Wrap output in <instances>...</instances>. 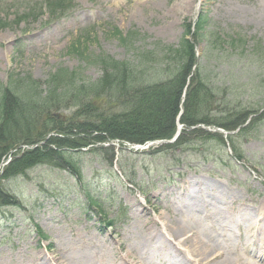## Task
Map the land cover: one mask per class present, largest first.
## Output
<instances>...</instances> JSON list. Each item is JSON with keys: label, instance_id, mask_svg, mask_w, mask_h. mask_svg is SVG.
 <instances>
[{"label": "rangeland", "instance_id": "374dc122", "mask_svg": "<svg viewBox=\"0 0 264 264\" xmlns=\"http://www.w3.org/2000/svg\"><path fill=\"white\" fill-rule=\"evenodd\" d=\"M58 3L59 10L49 8ZM200 13L225 43L235 41L233 48L217 46L207 55L211 80L246 82L249 92H257L258 85L263 94L264 0H0V86L6 87L11 77L30 76L44 90L59 70L96 82L102 75L94 64L98 56L142 60L150 69L138 78L165 79L179 62L167 49L178 47L186 26L193 29ZM202 49V44L196 48L201 61ZM62 105L57 113L63 116L81 109L70 98ZM255 116L246 120L244 130L231 133L232 143L225 148L215 139L197 136L173 149L153 141L136 150L115 140L66 148L59 165L35 164L1 180L6 195L0 198V264H34L36 256L42 264H57L53 258L58 249L71 256L79 250L106 251L119 264H134L137 256L172 264L179 253L176 243L182 250L184 237L192 233L166 246L157 235L150 237V231L154 224H169L179 216L195 220L199 211L181 208L193 200L201 207L195 228L204 240L245 236V226L222 232L214 224L264 210V118L253 120ZM29 148L22 145L12 152ZM11 159L7 155L1 164ZM226 202L229 208L214 211ZM262 234L254 248L258 252H264L259 247L264 245ZM141 243L151 250L140 249ZM133 247L141 252H131Z\"/></svg>", "mask_w": 264, "mask_h": 264}, {"label": "trees", "instance_id": "16d2710c", "mask_svg": "<svg viewBox=\"0 0 264 264\" xmlns=\"http://www.w3.org/2000/svg\"><path fill=\"white\" fill-rule=\"evenodd\" d=\"M49 8L59 10L61 3ZM120 38L125 41V37ZM201 44L202 61L196 55ZM234 44V40L225 43L218 33L207 28L205 16L200 13L193 29L186 26L178 47L167 49L169 56H176L179 62L165 79L138 78L150 69L142 60L120 62L103 56L95 57L94 64L100 67L102 75L92 83L78 80L74 72L67 70L50 75L44 90L30 76L11 77L6 87L0 86V163L3 157L12 156L0 181L35 164L59 165L66 148H85L115 140L135 145L169 141L176 132L180 112V136L173 144L161 147H180L188 143L189 136H197L215 139L225 148L228 141L232 143L233 131L246 128L242 126L248 118H264V93L258 85L254 88L257 92H249L251 88L247 89L246 82H217L209 76L211 56L207 55L213 54L217 46L233 48ZM155 70L161 71V66L157 65ZM261 85L264 87V82ZM69 98L77 101L81 109L70 116L50 118ZM207 128L220 129L228 135L224 137ZM22 145L31 148L12 154ZM235 156L237 161L241 160L239 155ZM1 194L6 195L1 191V199Z\"/></svg>", "mask_w": 264, "mask_h": 264}, {"label": "bare ground", "instance_id": "6f19581e", "mask_svg": "<svg viewBox=\"0 0 264 264\" xmlns=\"http://www.w3.org/2000/svg\"><path fill=\"white\" fill-rule=\"evenodd\" d=\"M191 193L193 192H186V194ZM227 194L228 192L223 196L227 197ZM216 203H221V201L216 200ZM181 208L184 211L193 209V211L197 210L199 212H195V220L191 218L184 219V216H179V218H174L172 221H170L169 224H154V229L150 231V237L153 238L157 235L158 239L166 246V242L171 241L174 243L175 241H178L180 238L184 237L186 233H192V237H184L181 244V247H183L182 250H180V242L176 243L177 252L179 253H177V258L172 262V264H197L199 261L203 262V264H264V252H258L254 250L257 243L260 242L258 233H263L262 238L264 237V210L260 209L255 213L246 211L245 217L244 215H240L238 219L234 220L223 217L222 219L220 218V220H217L214 224V226L218 227V229L222 232H224L226 229H231L234 226H236L237 229L245 226V236L240 235L238 238L234 239L223 237L222 235L221 239L214 236H209L208 239L205 238L204 240L203 234L198 231L197 228H195L197 222L201 221V207L199 204L196 202V200L185 201L182 203ZM227 208H229V204L226 202L225 207L216 206L214 211H217L218 214H221L222 210L225 211ZM234 213L238 214L240 211L237 210ZM146 230H150V228L148 227ZM138 247L140 249L146 248V250H151L150 247L142 243L139 244ZM259 247L263 248L261 251H264L263 243ZM131 250H133L131 252H141L138 248L135 249L134 247L131 248ZM159 251L163 252V250ZM159 251L158 253H160ZM73 252L72 256L71 252H69L68 255H63L62 250L58 249L55 252L56 256L53 258V260L57 264H119L115 259H108L106 257V251H99L97 254L96 251L94 252V250L92 252H84L79 250L80 253L78 255H74ZM178 254L182 255L178 256ZM163 257L164 253L161 255L162 259ZM166 258L167 255H165L164 259ZM40 259L41 257L38 259L36 256L33 258V263L42 264L43 262H41ZM153 260L154 258L152 256L151 258L137 256L133 263L156 264Z\"/></svg>", "mask_w": 264, "mask_h": 264}, {"label": "water", "instance_id": "95a60500", "mask_svg": "<svg viewBox=\"0 0 264 264\" xmlns=\"http://www.w3.org/2000/svg\"><path fill=\"white\" fill-rule=\"evenodd\" d=\"M50 118L58 119L59 118V115L58 114H52L50 116ZM180 129L181 128L178 129V131H177L176 135L174 136L173 140L171 141V143L174 142L178 138V136L180 134Z\"/></svg>", "mask_w": 264, "mask_h": 264}]
</instances>
